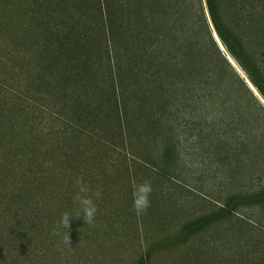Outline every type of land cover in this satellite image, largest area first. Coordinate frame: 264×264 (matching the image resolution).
Returning <instances> with one entry per match:
<instances>
[{
  "label": "rangeland",
  "instance_id": "374dc122",
  "mask_svg": "<svg viewBox=\"0 0 264 264\" xmlns=\"http://www.w3.org/2000/svg\"><path fill=\"white\" fill-rule=\"evenodd\" d=\"M79 2L0 0V101L22 105L26 111L13 116L16 131L31 142L28 159L19 162L16 158L11 164L17 169L15 178L20 173L30 179L43 177L36 179L31 191L33 208L21 232L29 234L31 218L42 209L46 208L44 216L55 209L59 213L74 210L72 198L78 181L102 192L96 201L95 223L89 226L82 218L71 219L68 246L66 230L58 226L60 215L53 225L45 226L50 230L45 241L11 245L13 255L6 262L0 259V264L12 260L17 264H264V211L240 209L225 219L221 217L224 187L219 180L198 181L194 174L198 168L189 165L176 176L153 165L154 146L147 142L145 131L141 134L140 39L120 30L113 44L100 30L99 15L94 12H99L98 0H89L81 13L88 32L84 45L75 44L57 54L51 45L61 36L51 40L48 36L46 42V34L34 20L42 14L38 9L53 7L54 17L46 18L51 25L64 20L69 28L73 25V33L65 35L71 42L81 22L72 16L76 9L71 5ZM122 4L125 13L137 12L128 3ZM62 59L70 65L64 66ZM65 71H69L68 79ZM73 84L87 91L82 101L102 105L106 118L97 127L75 131L67 125L71 119L62 110L76 103L77 93L68 89ZM119 88L122 96L114 93ZM114 101L126 105L120 117L114 113ZM143 180L152 183L151 206L137 216L132 210V188ZM11 186L5 190L1 186V194L6 196ZM44 202H53L54 207L42 206ZM209 215H213L212 224L182 238L185 225ZM7 227L16 231L10 224Z\"/></svg>",
  "mask_w": 264,
  "mask_h": 264
},
{
  "label": "trees",
  "instance_id": "16d2710c",
  "mask_svg": "<svg viewBox=\"0 0 264 264\" xmlns=\"http://www.w3.org/2000/svg\"><path fill=\"white\" fill-rule=\"evenodd\" d=\"M79 1L77 6L71 5L76 9L72 15L75 21L81 20L71 42L65 37L73 33V25L69 28L65 20L51 25L46 20L54 17L51 5L38 9L42 14L34 18L46 38L61 36L51 45L57 54L88 40L81 13L89 0ZM125 2L137 12L125 13ZM98 11L94 12L99 15L100 30L113 44L120 30L141 41V134L145 131L147 142L154 146L153 165L175 176L189 165L198 168L194 172L198 181L219 180L224 187L221 217L225 219L237 215L240 209L264 211V104L245 81L264 100V0H98ZM124 16L128 17L126 22ZM70 63L65 59L63 64ZM73 66L76 68V64ZM63 74L68 79L69 71ZM71 77L78 83L77 75ZM68 89L79 97L62 110L71 119L67 125L72 130L94 128L105 120L99 102L91 105L80 99L88 95L86 90L75 84ZM114 93L124 94L122 88ZM113 109L120 117L126 105L114 101ZM16 111L26 112L22 105L0 101V187L5 190L12 185L6 196L0 190V259L5 262L14 253L11 245L45 241L50 235L45 226L53 225L63 213L55 209L44 216L46 208L42 209L31 218L29 234L21 232L33 208L31 191L36 179L43 177L30 179L20 173L15 178L17 169L11 164L16 158L19 162L27 160L31 144L27 135L15 129ZM41 204L54 207L53 202ZM213 219L209 215L185 225L182 238L196 234ZM8 224L16 231L8 229ZM11 264L17 263L12 260Z\"/></svg>",
  "mask_w": 264,
  "mask_h": 264
},
{
  "label": "clouds",
  "instance_id": "9594fccd",
  "mask_svg": "<svg viewBox=\"0 0 264 264\" xmlns=\"http://www.w3.org/2000/svg\"><path fill=\"white\" fill-rule=\"evenodd\" d=\"M153 192L150 180H143L134 184L132 188V210L137 215H144L151 206L150 196ZM102 196L99 189L77 182V187L73 195L74 210L65 211L61 214L58 226L66 230L64 233V243L70 246L69 229L70 221L73 218H82L85 224L92 226L95 223L98 207L96 201Z\"/></svg>",
  "mask_w": 264,
  "mask_h": 264
},
{
  "label": "water",
  "instance_id": "95a60500",
  "mask_svg": "<svg viewBox=\"0 0 264 264\" xmlns=\"http://www.w3.org/2000/svg\"><path fill=\"white\" fill-rule=\"evenodd\" d=\"M214 38H215L217 44L219 45L220 49H221L222 51H224V50H223V47L221 46L220 42L218 41L216 35H214ZM227 58H228L229 62L231 63V65H232L233 67H235L233 61H232L229 57H227ZM241 76L245 79V77H244L243 74H242ZM245 81H246V83L248 84L249 88L253 91V93L259 98V100L261 101V103L264 104V100H262V99L260 98V96L258 95V93H257V92L254 90V88L250 85V83H249L246 79H245Z\"/></svg>",
  "mask_w": 264,
  "mask_h": 264
}]
</instances>
